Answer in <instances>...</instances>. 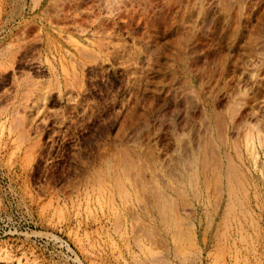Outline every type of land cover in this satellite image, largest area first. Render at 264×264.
Returning a JSON list of instances; mask_svg holds the SVG:
<instances>
[{
  "label": "rangeland",
  "instance_id": "374dc122",
  "mask_svg": "<svg viewBox=\"0 0 264 264\" xmlns=\"http://www.w3.org/2000/svg\"><path fill=\"white\" fill-rule=\"evenodd\" d=\"M0 1V264H264V0Z\"/></svg>",
  "mask_w": 264,
  "mask_h": 264
},
{
  "label": "bare ground",
  "instance_id": "6f19581e",
  "mask_svg": "<svg viewBox=\"0 0 264 264\" xmlns=\"http://www.w3.org/2000/svg\"><path fill=\"white\" fill-rule=\"evenodd\" d=\"M0 4H1V1H0Z\"/></svg>",
  "mask_w": 264,
  "mask_h": 264
}]
</instances>
